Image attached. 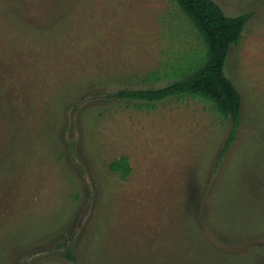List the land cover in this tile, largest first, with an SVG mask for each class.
I'll use <instances>...</instances> for the list:
<instances>
[{
    "label": "rangeland",
    "instance_id": "1",
    "mask_svg": "<svg viewBox=\"0 0 264 264\" xmlns=\"http://www.w3.org/2000/svg\"><path fill=\"white\" fill-rule=\"evenodd\" d=\"M214 1L251 15L224 153L231 122L204 100L108 96L198 56L173 0H0V264H264V0Z\"/></svg>",
    "mask_w": 264,
    "mask_h": 264
},
{
    "label": "trees",
    "instance_id": "2",
    "mask_svg": "<svg viewBox=\"0 0 264 264\" xmlns=\"http://www.w3.org/2000/svg\"><path fill=\"white\" fill-rule=\"evenodd\" d=\"M198 29L202 48L195 60L185 66L173 68L171 75L178 76L158 88L121 89L109 94L110 98L143 101L140 107H153L154 103L170 98L193 97L211 104L215 112L231 122V129L221 153L227 151L236 137L241 122L242 97L225 74L224 67L232 45L242 39L251 15L227 16L214 0H173ZM156 69L146 80L160 81L169 77ZM109 168L125 179L130 172L127 157L114 159ZM69 259H73L67 247Z\"/></svg>",
    "mask_w": 264,
    "mask_h": 264
}]
</instances>
